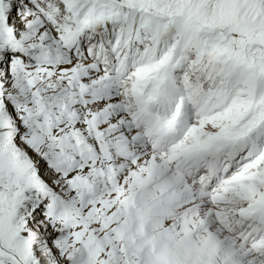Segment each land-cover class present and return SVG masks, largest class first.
Listing matches in <instances>:
<instances>
[{"label": "snow or ice", "instance_id": "6c2138e0", "mask_svg": "<svg viewBox=\"0 0 264 264\" xmlns=\"http://www.w3.org/2000/svg\"><path fill=\"white\" fill-rule=\"evenodd\" d=\"M0 264H264V0H0Z\"/></svg>", "mask_w": 264, "mask_h": 264}]
</instances>
